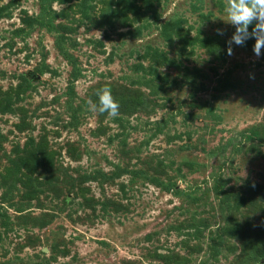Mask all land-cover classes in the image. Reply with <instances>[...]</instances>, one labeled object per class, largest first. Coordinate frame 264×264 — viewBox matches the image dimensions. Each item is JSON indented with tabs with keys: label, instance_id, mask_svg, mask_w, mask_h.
<instances>
[{
	"label": "rangeland",
	"instance_id": "rangeland-1",
	"mask_svg": "<svg viewBox=\"0 0 264 264\" xmlns=\"http://www.w3.org/2000/svg\"><path fill=\"white\" fill-rule=\"evenodd\" d=\"M226 7L0 0V264H264V54Z\"/></svg>",
	"mask_w": 264,
	"mask_h": 264
},
{
	"label": "clouds",
	"instance_id": "clouds-1",
	"mask_svg": "<svg viewBox=\"0 0 264 264\" xmlns=\"http://www.w3.org/2000/svg\"><path fill=\"white\" fill-rule=\"evenodd\" d=\"M227 23L235 27V32L228 40L227 54L233 55L232 45L243 46L248 39L254 38L253 51L256 57L264 54V0H227ZM254 25L249 31V26ZM219 35L224 34V30L218 29ZM99 97L98 111L108 113L115 117L119 114V103L115 100L112 90L104 87L97 93ZM93 109L95 105H91Z\"/></svg>",
	"mask_w": 264,
	"mask_h": 264
}]
</instances>
